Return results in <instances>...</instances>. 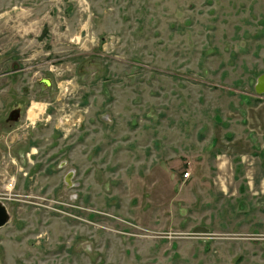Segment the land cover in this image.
<instances>
[{"label": "rangeland", "instance_id": "374dc122", "mask_svg": "<svg viewBox=\"0 0 264 264\" xmlns=\"http://www.w3.org/2000/svg\"><path fill=\"white\" fill-rule=\"evenodd\" d=\"M263 73L264 0H0V264H264Z\"/></svg>", "mask_w": 264, "mask_h": 264}, {"label": "crops", "instance_id": "0c3cea01", "mask_svg": "<svg viewBox=\"0 0 264 264\" xmlns=\"http://www.w3.org/2000/svg\"><path fill=\"white\" fill-rule=\"evenodd\" d=\"M253 99V104L248 102L245 135L231 143L248 190L264 193V96L255 95Z\"/></svg>", "mask_w": 264, "mask_h": 264}, {"label": "water", "instance_id": "95a60500", "mask_svg": "<svg viewBox=\"0 0 264 264\" xmlns=\"http://www.w3.org/2000/svg\"><path fill=\"white\" fill-rule=\"evenodd\" d=\"M254 93L256 96L264 95V73L261 74L257 79L254 85ZM9 221V214L6 207L0 202V228L6 225ZM193 234H203L206 235L209 233V230L206 227H195L192 230Z\"/></svg>", "mask_w": 264, "mask_h": 264}, {"label": "built area", "instance_id": "2783aa9c", "mask_svg": "<svg viewBox=\"0 0 264 264\" xmlns=\"http://www.w3.org/2000/svg\"><path fill=\"white\" fill-rule=\"evenodd\" d=\"M13 183H14V182H13ZM13 183H10V184H9V187H12V186H13Z\"/></svg>", "mask_w": 264, "mask_h": 264}, {"label": "flooded vegetation", "instance_id": "af4514ba", "mask_svg": "<svg viewBox=\"0 0 264 264\" xmlns=\"http://www.w3.org/2000/svg\"><path fill=\"white\" fill-rule=\"evenodd\" d=\"M45 82V81H44ZM12 188H13V186H12ZM3 204V203H2ZM4 205V204H3ZM5 206V205H4ZM5 226V225H4ZM2 228V227H1Z\"/></svg>", "mask_w": 264, "mask_h": 264}]
</instances>
